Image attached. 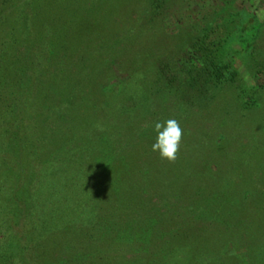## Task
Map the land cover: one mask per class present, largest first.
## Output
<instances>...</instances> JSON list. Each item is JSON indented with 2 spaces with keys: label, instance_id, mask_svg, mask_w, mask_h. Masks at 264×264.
I'll return each instance as SVG.
<instances>
[{
  "label": "trees",
  "instance_id": "obj_1",
  "mask_svg": "<svg viewBox=\"0 0 264 264\" xmlns=\"http://www.w3.org/2000/svg\"><path fill=\"white\" fill-rule=\"evenodd\" d=\"M73 1L0 0V264H227L235 254L223 257L226 262L204 257L195 239L197 232L188 228L193 237L184 238L192 246L184 251L172 227L178 218L187 221V216L195 229V224L213 222L219 213L232 215L233 206L215 205L203 214L186 203V210L179 213L160 200L168 197L147 187L132 193L125 187L123 193L116 191L124 165L127 184L136 186L142 179L135 164L122 161L121 153L126 140L134 147L145 140L141 128L148 116L138 117L132 110L135 93L122 114L126 127L136 131L125 135L99 99L130 83L128 76L115 75L113 64L122 51L135 54L138 31L128 24L108 33L99 26V16H87L92 10L103 12L106 0H98L99 5ZM168 1L144 0L139 5L133 0L148 20L167 9ZM261 2L253 9H242L245 14L240 18L234 15L240 12L226 4L214 14L204 35L195 37L172 66H158L160 78L143 86L151 91L156 84L160 91L167 90L178 78H190L189 85L200 88L232 83L237 68L228 55L218 57L216 47L231 37L230 27L237 19L248 21L250 16L248 26L257 21L263 28ZM74 4L80 8L77 14L70 12ZM128 9L137 10L130 2ZM149 70L155 71L151 66ZM106 74L108 80L101 81ZM94 83H101L100 88L93 89ZM185 83L177 85L181 88ZM96 103L101 108L93 117L95 125L77 128L76 120ZM251 219L263 221L264 210L254 211ZM220 224L223 244L229 249L232 243L227 235L233 224ZM232 229L242 237V227ZM242 259L243 264L249 263L248 258Z\"/></svg>",
  "mask_w": 264,
  "mask_h": 264
},
{
  "label": "rangeland",
  "instance_id": "obj_2",
  "mask_svg": "<svg viewBox=\"0 0 264 264\" xmlns=\"http://www.w3.org/2000/svg\"><path fill=\"white\" fill-rule=\"evenodd\" d=\"M71 1L73 4L74 1ZM137 1L140 5L144 0ZM261 1L263 0H169L167 9H162L154 19L149 17L150 20L144 18L140 6L137 7L133 0H106L103 12H86L87 16H99V26L106 27L108 33L113 34L121 27L127 28L128 24L138 31L137 39L134 40L135 54L128 55L122 51L116 65L113 64L115 75L128 76L130 83L124 90L116 89L105 99H99L102 109L105 107L106 113L111 115L112 123L115 122L125 135L136 131L135 128L132 130L126 127L123 122V114L127 112L124 107L132 102L131 97L134 98L135 93L137 101L132 110L138 113V117L148 116L145 119L147 123L141 128L144 130L145 140L136 147L130 140H126L122 148L123 154L121 153L122 161L135 164L142 179L136 186L127 184V165H124L122 176H119L120 187L116 191L123 193L125 187L132 193L147 187L150 192L168 197V200H160L166 201L165 204L179 213L185 209L183 205L186 203L203 214L215 205L219 208H226L227 203L233 206L232 215L222 216L219 213L216 220L210 223L207 221L204 225L195 224V229H192V218H188L184 211L187 221L178 218L172 227L175 238L182 239L180 244L186 248L184 251H187L188 245L192 246L184 238L186 234L193 237L192 233H187L189 229L194 234L197 232L195 239H198V248L204 257L211 256L224 262L223 257L235 254L227 258V264H243L242 258H248V264H264V220L251 219L254 211L261 214L264 210V27L258 28L257 21H253V26H248L251 23L250 16L248 21L246 19L247 22L237 19L230 27L231 37L227 40L229 44L225 42L216 47L218 57L221 54L228 55L237 68V75L232 83L218 87L203 85L200 88L197 85L190 86V78H178L171 88L161 91L156 84V91H150L143 84L152 85L155 79L160 78L158 66L163 63L172 66L195 37L206 33V28L215 18L214 14L220 13L226 4L240 12L234 14L236 18H240L245 14L242 9L250 6L253 9ZM85 2L100 4L98 0H84ZM129 2L137 8L136 12L129 11ZM75 4L70 11L72 14H77L80 10ZM107 13L109 18H106ZM259 15L264 17L262 8ZM247 26L248 29L244 30ZM219 32L217 30L216 36ZM231 40L236 41L238 46ZM117 63L123 68V73ZM55 65L56 62L50 68L54 69ZM150 66L154 68V72H150ZM167 74L168 72L162 74L165 82L167 80L164 76ZM115 75L109 79H114ZM100 77L101 81L108 80L107 74ZM177 82L188 84L185 83L180 88ZM92 86L93 89L100 88L101 83H94ZM85 97L87 103L91 102L88 96ZM97 104L90 105L85 116L76 120L77 128H88V125L94 124L93 117L101 108ZM167 119L177 120L183 130L179 150L173 161L163 159L158 152L152 151L154 123ZM237 207L244 210H238ZM221 222L243 229L242 237L239 238L230 226L227 237L232 246L229 249H225L223 236L220 235ZM252 232L255 233L251 238Z\"/></svg>",
  "mask_w": 264,
  "mask_h": 264
},
{
  "label": "clouds",
  "instance_id": "obj_3",
  "mask_svg": "<svg viewBox=\"0 0 264 264\" xmlns=\"http://www.w3.org/2000/svg\"><path fill=\"white\" fill-rule=\"evenodd\" d=\"M153 131L155 139L152 144V151L158 152L163 159L175 160L183 133L179 122L175 119L155 122Z\"/></svg>",
  "mask_w": 264,
  "mask_h": 264
}]
</instances>
